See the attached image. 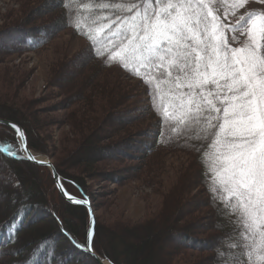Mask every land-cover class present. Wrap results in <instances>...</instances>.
Instances as JSON below:
<instances>
[{"label":"trees","instance_id":"16d2710c","mask_svg":"<svg viewBox=\"0 0 264 264\" xmlns=\"http://www.w3.org/2000/svg\"><path fill=\"white\" fill-rule=\"evenodd\" d=\"M136 2L138 0H64V5H61V0H35L28 8L30 11L27 16L29 19L39 18L37 24L34 25L35 27H30V23L27 22L25 25L16 27L15 34L11 32L5 36L8 40L11 37L15 38V45H9V43L6 48L11 49L16 46L20 47L19 49L35 52L51 50L65 32L80 42L78 50L72 52L71 50L74 49L71 48V44H68L67 49L61 54L63 56L61 62L58 61L55 64L56 71L50 80L65 96L63 99L66 101V107H72L77 103L88 104L91 98L102 97L96 112L92 111L90 115L85 114L73 121L81 126V130L88 128L86 131L90 132V142L86 145L83 143L81 147L78 145L70 148L66 152L70 156V161L83 163V166L87 163L92 165L93 160H99L100 156L102 157V154L98 156L99 154L94 155L95 153L117 152L116 148H120L121 143L102 146L99 141L111 129L106 130L107 123L113 117L109 113L125 103L126 99H133L136 103L124 111L121 110L122 113L129 114L131 119L136 115L147 118L149 131L143 135L145 139H148L143 149L147 154L145 157L147 162L155 158L159 161V158L174 152H183L190 158L177 169L170 183L172 185L162 195V207L152 219L128 229L121 228L110 232L104 229V225L99 223L98 216L95 215L96 228L92 239L95 253L113 264H156L155 256L162 254L165 262L161 264H183L190 259L191 254H188V251L194 247H200L210 251L211 254L194 264H221L218 250L223 251L230 244L241 243L238 232L233 233V229L238 228L239 231H243V227L240 224L239 213L223 218L218 203L211 198L208 188L215 185L210 183L211 177L206 183L207 163L202 162V153L210 151V148L205 146L208 142L198 139L200 132L196 128L178 135L179 129L173 130L168 121L161 124L164 111L167 110L171 114L174 110L175 88L158 69L153 68L146 72L143 65L132 62H128V67L125 68L123 64L110 58L106 60L101 54L116 52L122 55L121 49L115 47L120 42L119 37L113 38L111 33H115L118 25L121 28L124 27L120 24L121 20L130 19L134 15L129 12V9ZM29 19L25 15L24 20ZM89 33L97 38V43L92 46L97 53L95 55L89 51L91 43ZM0 45H2L1 40ZM74 65L77 67L69 73ZM102 76L113 80L110 87L104 88L98 82ZM130 82L132 84H129ZM157 95L158 98H156ZM2 109L0 118H7L21 125L29 148L36 153L48 156L49 151L47 147L45 148L46 145L39 146V143H36L33 127L21 116L17 118L12 115L16 110L9 107H2ZM89 119L95 120L97 124L91 126ZM75 123L74 126H76ZM99 123L102 124L99 126ZM161 127H163V135H157ZM11 133L13 137L3 139L0 136V142L7 141L15 144V133L13 131ZM80 135H82L81 141L84 140L82 138L84 134L80 133ZM0 157L5 161L4 165L10 170L12 177L7 181L10 192L6 190V194V186L1 187L3 191L1 196L4 204H7V209L0 215V264H21L29 257L35 264H98L83 247L85 235L89 232L90 226L88 209L82 204L69 202L56 187L54 176L49 168L29 161L24 152L16 156L0 152ZM54 165L63 182L71 181V183H64L67 192L82 199H89L95 211L93 194L85 182L63 171L62 169L66 168L63 164L60 166L55 161ZM14 168L21 170L17 171ZM27 168L32 170L22 171ZM82 172L86 175L89 169L86 168ZM40 180L43 181L42 186H39ZM112 180L115 183L120 182L116 177ZM195 189L198 191L192 195ZM201 191L205 194L198 199L197 194ZM54 205L58 206V211L55 210ZM208 209L209 224H204L202 218L192 219L197 211ZM66 214L69 216L68 220L65 217ZM77 217L80 218L81 225L76 224ZM39 223H47V225L40 227ZM13 226L15 231L10 232L9 228ZM206 229L208 232L211 231L208 233V238L197 240L193 237V233L196 234L199 231L204 235L203 231ZM165 231L168 232L169 237H183L185 241L162 248L164 241L161 232ZM141 232L145 233L142 239L139 236ZM226 233L233 238L221 241L220 238ZM156 238L160 241L155 242ZM196 241L200 245H197ZM244 243L251 242L244 241ZM155 244H158L157 251L145 253L148 246L156 247ZM249 250L250 247L243 250L233 247L227 253L226 264H233L234 261L238 264H248L245 254Z\"/></svg>","mask_w":264,"mask_h":264},{"label":"snow or ice","instance_id":"6c2138e0","mask_svg":"<svg viewBox=\"0 0 264 264\" xmlns=\"http://www.w3.org/2000/svg\"><path fill=\"white\" fill-rule=\"evenodd\" d=\"M242 6L226 11L225 16H234ZM129 12L134 15L120 21L124 27L118 25L111 33L113 38L119 37L115 47L122 55L101 54L125 68L132 62L143 65L146 72L158 69L173 83L174 110L171 114L164 111L161 124L168 121L173 130L179 129L178 135L191 128L199 130L198 139L207 141L205 146L210 148L202 153V162L207 163L206 183L211 177L210 183L215 185L208 188L211 198L223 218L239 213L243 227V231L233 229L241 243L218 250L221 264H226L233 247H250L245 254L248 264H264V15L250 12L225 25L213 15L207 0H138ZM224 31H231L234 42L239 32L245 37L243 45H228L220 35ZM88 36L89 51L95 55L92 46L97 38L91 33ZM4 123L13 129L15 144L0 142V152L16 156L27 151L23 130L9 121ZM157 135H163V127ZM26 158L35 161L32 155ZM53 176L69 201L87 203L64 188L71 181L61 182L56 171ZM9 231L14 232V226ZM230 238L226 233L220 240ZM90 245L91 231L86 233L83 247L98 264H104V258L92 252ZM52 255L54 258V252ZM21 264L35 262L29 257Z\"/></svg>","mask_w":264,"mask_h":264},{"label":"rangeland","instance_id":"374dc122","mask_svg":"<svg viewBox=\"0 0 264 264\" xmlns=\"http://www.w3.org/2000/svg\"><path fill=\"white\" fill-rule=\"evenodd\" d=\"M34 1L0 0V40L2 44L0 45V112H3L2 107L16 110L12 115L17 118L21 116L25 119L34 129L36 143H39V146L46 145L45 148L47 147L49 151L48 156L31 150L32 153L38 157L50 160L53 165L55 161L60 166L63 164L66 166V168L62 169L63 171L85 182L94 197L95 215L98 216L99 223L104 225V229L110 232L121 228L128 229V227H134L152 219L161 209L163 203L162 195L172 185L170 183L177 173V169L190 160L188 154L174 152L164 155L163 158H159V161L155 158L147 162L145 160L147 154L143 151L145 141H148L143 136L149 131L146 123L147 118L136 115L131 119L129 114L122 113L121 110L124 111V109L130 108L136 103L133 99H126L125 103L109 113L113 117L107 123L106 130L111 129L99 141L102 146L121 143L120 148H116L117 152L114 154H108L109 152L105 154L103 152L95 153L94 155L99 154L98 156L102 154V157L100 156L99 160H93L92 165L87 163L83 166V163L70 161V156L66 153L70 148L78 145L81 147L83 143L86 145L90 142V132H88L89 130L86 131L88 128L81 130V126H78L73 121L85 114L89 113L90 115L92 111L96 112V109H99L102 97L91 98L88 104L77 103L72 107H66V101L63 99L65 96L60 92L59 88L51 83L50 80L56 71L55 64L63 58L61 54L67 49L68 44H71V48L74 49L71 52L78 50V45L80 44L68 32L61 35L55 43L57 45L51 50L46 49L43 52H35L19 49L20 47L16 46L11 49L6 48L9 43V45H15V38L11 37L8 40L5 36L11 32L15 34L14 29L16 27L25 25L27 22L28 24L30 23V27H35L34 25L37 24L39 18L29 19V16H27L30 11L28 8L32 6ZM207 2L213 15H216L218 21L225 25L234 24L239 17L250 12L264 15V0H207ZM241 3L243 6L236 9L234 16H225L224 13L226 11L231 12L234 7ZM25 15L29 20H24ZM40 21L42 24V19ZM220 35L231 47H241L245 41V37L241 36L239 32L235 34L237 37L235 42L232 39L233 34L231 31H224ZM76 67L75 65L72 66L69 73L74 71ZM98 82L102 87L107 88V86L110 87L113 80L102 76ZM129 84L132 83L130 82ZM10 106H15L18 109ZM0 119L9 120L7 118ZM89 120L91 126L97 124L95 120ZM74 123L76 126H74ZM101 124L99 123V126ZM19 126L21 127V125ZM11 129L9 126L0 123L1 138L13 137V133H11L13 129L12 131ZM80 133L84 134L82 137L84 140L82 141ZM78 135H80V138ZM85 136L87 137L85 138ZM4 164L5 161L0 157V215H2L3 210L7 209V204H4V199L1 196L3 195L1 187L6 186L5 193L7 194L6 190H10L7 181L8 178L12 179L10 170ZM48 168L52 172L51 168ZM86 168L89 169L88 174H82V171L86 170ZM14 169L17 171L21 170L19 168ZM30 169L27 168L22 171L29 172L32 170ZM113 177L119 179L120 182L115 183L112 180ZM61 181L63 182L62 177ZM41 182L43 181L40 180L39 186H42ZM197 191L195 189L192 195H195ZM204 194V191L198 193V199L202 198ZM54 208L58 211V206L54 205ZM209 216V209L200 210L197 211L192 219L202 218L204 219V224H209ZM65 217L68 220L69 216L67 214ZM76 224L81 225L80 218L76 219ZM46 225L47 223L38 224L40 227H45ZM203 232L204 235L201 231L196 232V234L194 232L193 237L197 240L206 239L211 231L208 232L206 229ZM167 233L166 231L161 232V237L164 241L162 248H168L185 241L183 237L172 238ZM144 235L145 233H139L141 239L144 238ZM155 240V242L160 241L157 238ZM155 245L157 246H148L145 253L157 251L158 244ZM197 245L200 244L197 243ZM188 254H191L190 259L183 262V264H194L200 259L209 256L211 252L205 251L204 248L194 247L188 251ZM155 257L156 264L165 262L163 254ZM75 262L77 263V261ZM111 264L113 263L111 262Z\"/></svg>","mask_w":264,"mask_h":264},{"label":"water","instance_id":"95a60500","mask_svg":"<svg viewBox=\"0 0 264 264\" xmlns=\"http://www.w3.org/2000/svg\"><path fill=\"white\" fill-rule=\"evenodd\" d=\"M4 121H9V122H11V123H13V124H15V125H17L15 122H13V121H10V120H5V119H0V123L1 124H3V125H6V126H9L8 124H5L4 123ZM17 126H19V125H17ZM10 127V126H9ZM20 127V126H19ZM11 128V127H10ZM21 128V127H20ZM22 129V128H21ZM23 130V129H22ZM24 132V131H23ZM25 134V133H24ZM25 153H26V157H28L29 155H32V156H34L35 157V161H44V163L43 164H39V163H36L35 161H33V160H30V159H28L29 161H31V162H33V163H35V164H38V165H42V166H48V167H50L51 168V170H52V172H54V171H56V169H55V167H53L54 165H53V163L50 161V160H48V159H46V158H42V157H38L37 155H35L34 153H32V151L30 150V148L28 147V150L27 151H25ZM57 172V171H56ZM59 177H60V175H59ZM55 179V178H54ZM55 181H56V184H57V187H58V189H59V191L61 192V194L68 200V198H67V196L61 191V189H60V187L58 186V182H57V180L55 179ZM60 181H61V177H60ZM62 182V181H61ZM76 197V196H75ZM76 199L77 200H84V199H81V198H78V197H76ZM87 200V199H86ZM69 201V200H68ZM69 202H71V203H74V204H83V205H85L87 208H88V210H89V212H90V228H89V231H91V245H90V247H91V249H92V252H95L94 250H93V246H92V237H93V235H94V233H95V225H96V221H95V215H94V213H93V209H92V206H91V203H90V201L89 200H87V203H75V202H73V201H69ZM89 252V251H88ZM90 254H91V252H89ZM92 255V254H91ZM96 255L97 256H99L97 253H96ZM93 256V255H92ZM95 259H96V257L95 256H93ZM96 261H97V259H96ZM98 262V261H97ZM108 261L106 260V259H104V264H108L107 263Z\"/></svg>","mask_w":264,"mask_h":264}]
</instances>
